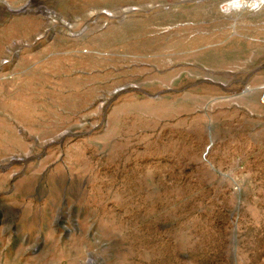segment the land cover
Returning <instances> with one entry per match:
<instances>
[{
  "label": "rangeland",
  "instance_id": "obj_1",
  "mask_svg": "<svg viewBox=\"0 0 264 264\" xmlns=\"http://www.w3.org/2000/svg\"><path fill=\"white\" fill-rule=\"evenodd\" d=\"M0 0V264H264V9Z\"/></svg>",
  "mask_w": 264,
  "mask_h": 264
},
{
  "label": "clouds",
  "instance_id": "obj_2",
  "mask_svg": "<svg viewBox=\"0 0 264 264\" xmlns=\"http://www.w3.org/2000/svg\"><path fill=\"white\" fill-rule=\"evenodd\" d=\"M247 7L248 10L258 12L264 9V0H231L230 9L221 8L225 14H230L231 9L240 11Z\"/></svg>",
  "mask_w": 264,
  "mask_h": 264
}]
</instances>
